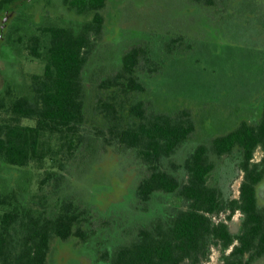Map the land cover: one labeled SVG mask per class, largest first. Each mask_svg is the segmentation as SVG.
<instances>
[{"label":"trees","instance_id":"obj_1","mask_svg":"<svg viewBox=\"0 0 264 264\" xmlns=\"http://www.w3.org/2000/svg\"><path fill=\"white\" fill-rule=\"evenodd\" d=\"M114 1H52L55 17L16 24L18 38H9L22 43L44 69L20 90L12 85L20 94L9 104L0 101L5 167L0 170V264H48L54 239L87 243L95 234L94 208L75 182L101 170L96 166L101 151L115 149L135 151L145 166L136 186L140 208L147 211L159 195L175 204L160 209L130 239L102 249L101 264H202L214 247L223 264H252L264 256V203L258 189L264 181V105L257 120L242 119L173 162L197 131V118L188 107L159 111L141 97L146 90L141 69L160 72L168 56L185 50V31L171 27L163 49L137 45L117 54L118 68L100 81L95 94L92 120L87 66ZM228 1L190 0L209 11ZM259 148L262 157L256 160ZM219 158H229L230 164L213 182ZM31 171L37 177L30 178ZM240 173L234 196L232 183ZM236 213L241 222L233 231L228 221ZM222 214L225 218H217Z\"/></svg>","mask_w":264,"mask_h":264},{"label":"rangeland","instance_id":"obj_2","mask_svg":"<svg viewBox=\"0 0 264 264\" xmlns=\"http://www.w3.org/2000/svg\"><path fill=\"white\" fill-rule=\"evenodd\" d=\"M114 5L115 9L110 4L106 11L102 41L87 66L92 120L97 116L95 94L100 81L118 68L117 54L137 45L163 49V40L173 34L167 31L171 27L185 31V50L168 56L160 72L150 73L145 66L141 69L146 82L141 97L159 111L174 112L188 107L197 118V131L173 156V162L180 163L197 143L229 131L240 120L258 119L264 105V0H229L226 6L214 11L190 0H117ZM55 12L57 9L52 6L47 17L43 12L38 13L40 22L49 16L55 17ZM13 38L17 39L18 34ZM1 50L0 101L7 105L13 96L20 94L19 86L29 83L31 75L43 72L44 64L31 56L20 42H13L11 47L2 44ZM12 85L19 90L12 89ZM111 152L98 154L96 166L101 170L95 175L84 174L75 182V188L86 191L92 199L91 228L95 234L87 243L54 239L48 264H101L102 249L130 239L160 209L175 204L159 195L147 211L140 208L136 186L144 174V164L135 151ZM261 157L259 148L255 159ZM229 164V158L217 159L213 182L221 179ZM3 165L0 161L2 171ZM35 171L28 176L37 177ZM241 181L240 173L232 183L234 196L239 195ZM258 189L260 201L264 203V181ZM217 218L223 219L225 214ZM228 222L237 231L241 214L236 213ZM202 264H223L219 248L214 247ZM252 264H264V256Z\"/></svg>","mask_w":264,"mask_h":264},{"label":"flooded vegetation","instance_id":"obj_3","mask_svg":"<svg viewBox=\"0 0 264 264\" xmlns=\"http://www.w3.org/2000/svg\"><path fill=\"white\" fill-rule=\"evenodd\" d=\"M38 5L40 8L37 7ZM52 6V0H0V52L2 44L11 47L9 38L17 33L16 24L40 22L41 17L38 13L43 12V16L47 17Z\"/></svg>","mask_w":264,"mask_h":264}]
</instances>
